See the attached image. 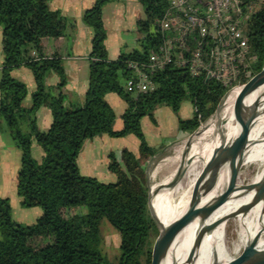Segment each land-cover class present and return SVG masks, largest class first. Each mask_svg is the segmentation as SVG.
Instances as JSON below:
<instances>
[{
	"label": "trees",
	"instance_id": "1",
	"mask_svg": "<svg viewBox=\"0 0 264 264\" xmlns=\"http://www.w3.org/2000/svg\"><path fill=\"white\" fill-rule=\"evenodd\" d=\"M49 0H0L2 62L0 68V124L9 131L20 151L16 173V191L24 207L38 206L41 213L32 222L12 217L9 198L0 196V264H143L144 245L154 229L148 204L150 169L157 147L145 136L141 118L155 122L154 110L167 106L177 116V129L191 133L220 107L235 98L236 90L226 94L227 86L206 74L193 75L186 67L167 65L149 76L151 90L134 92L125 82L132 75L130 61L144 62L160 40L150 27L166 7V0H138L143 16L136 20L137 45L130 51L109 58L104 43L106 30L102 7L111 0H94L82 21L91 29L89 80L81 104L65 105L62 88L66 76L56 52H43L42 39L64 33L65 18L48 7ZM249 43V66L264 63V3L244 25ZM27 66L36 89L32 102L25 105L24 82L14 78V67ZM58 76L55 84H46L48 72ZM256 71L250 76L258 73ZM116 93L125 103L122 127H112L114 111L105 94ZM187 98L190 117L178 110ZM49 108L52 122L47 130L36 124V110ZM106 133L110 136L134 135L137 152L121 148L119 158L109 152L107 168L115 174L112 182H102L82 174L77 164L85 139ZM42 149L35 161L31 144ZM85 206V209L77 210ZM102 218L119 232V254L107 257L100 230ZM162 264V263H160Z\"/></svg>",
	"mask_w": 264,
	"mask_h": 264
},
{
	"label": "bare ground",
	"instance_id": "2",
	"mask_svg": "<svg viewBox=\"0 0 264 264\" xmlns=\"http://www.w3.org/2000/svg\"><path fill=\"white\" fill-rule=\"evenodd\" d=\"M235 98L221 107L219 104L218 112L186 142L185 156L178 153L176 159L181 162L161 184L151 188L150 207L166 225L159 237L158 264L169 247L171 264H226L235 257L230 253L248 252V259L264 253V182L257 186L264 181V73L260 71L248 79L242 114L245 146L241 166L252 164L254 174L244 182L239 173V186L205 219L167 225L178 215L203 210L225 187L234 166L230 143L239 130L233 116ZM160 168L157 165L154 173ZM175 174L174 183L169 184ZM250 184L254 186L243 188ZM178 196L180 206L174 208L172 199ZM194 197L195 204L186 209ZM228 217L234 218L237 234L232 240L226 236Z\"/></svg>",
	"mask_w": 264,
	"mask_h": 264
},
{
	"label": "crops",
	"instance_id": "3",
	"mask_svg": "<svg viewBox=\"0 0 264 264\" xmlns=\"http://www.w3.org/2000/svg\"><path fill=\"white\" fill-rule=\"evenodd\" d=\"M93 1H48V7L59 10L64 16L66 24L62 35L56 38H43L41 43L45 54L51 55L56 52L60 55V63L66 76V83L62 88V93L64 104L67 106L81 104L84 101L85 91L88 86V54L90 51L91 29L82 21V15L92 5ZM142 16L143 7L138 0H111L103 5L102 20L106 30L104 43L109 58H115L120 52L130 51L138 46L136 41L138 38L136 20ZM1 40L2 31L0 27V68L3 58ZM11 74L14 78L25 83L27 93L23 102L25 105H30L32 93L36 89L31 70L27 66L20 65L14 67L11 70ZM57 81L58 76L56 73L50 71L46 74V84H55ZM105 99L114 111L112 127L114 130H119L122 127L121 114L125 108V103L114 92L106 93ZM162 106H158L154 110V116L157 115V112L166 113L162 110ZM174 115L170 118L168 117L167 124L160 123L156 116L155 122H152L148 116L141 118V125L147 141L157 147L160 153L167 147L170 139L182 134L177 129V116L175 113ZM178 115L184 116V118L188 117V115H181L179 110ZM35 118L40 130H47L52 122L51 112L46 106L37 108ZM123 147L137 152V138L132 134L110 136L103 133L85 139L77 157L79 171L85 175L109 178L108 176L112 172L107 168L108 154L113 152L119 158L120 150ZM31 153L35 161L40 160L42 149L35 141L31 144ZM12 155L16 157L14 162H10ZM18 158H20V151L15 147L8 129L2 122L0 124V176H7L6 171H10L12 181H15V188L16 173L19 167ZM17 200L20 202V198L17 197ZM23 209L32 215V218H36L41 213V209L38 206L25 207Z\"/></svg>",
	"mask_w": 264,
	"mask_h": 264
},
{
	"label": "built area",
	"instance_id": "4",
	"mask_svg": "<svg viewBox=\"0 0 264 264\" xmlns=\"http://www.w3.org/2000/svg\"><path fill=\"white\" fill-rule=\"evenodd\" d=\"M166 7L150 27L160 40L144 62L130 61L132 75L125 86L134 92L154 87L153 71L167 65L186 67L193 75L214 77L227 91L249 66L245 23L264 0H166ZM140 35L138 34V37ZM138 39V38H137Z\"/></svg>",
	"mask_w": 264,
	"mask_h": 264
},
{
	"label": "rangeland",
	"instance_id": "5",
	"mask_svg": "<svg viewBox=\"0 0 264 264\" xmlns=\"http://www.w3.org/2000/svg\"><path fill=\"white\" fill-rule=\"evenodd\" d=\"M162 108H163L162 110L166 113L161 114L160 112H157L156 113L157 115L155 116L157 117L160 123L167 124L168 117L170 118L171 116H175V115L169 107L163 105ZM179 113L181 115H188V117L192 115V106L187 98H184L181 101L180 107H179ZM213 116L214 114L211 117H209L206 121L202 122L198 130H200V128ZM194 132H191V133L184 132L181 135L170 139L167 147H165V149L161 153L156 155L155 159L152 161L153 164L150 169V190L154 185L161 184L162 180L166 176L169 175L170 169L173 167L175 168L181 162V160H177L176 157L179 152L181 156H185L186 142L194 135ZM15 158L16 157L12 155L10 157V162H14ZM17 160H18V163H20V158H18ZM157 165H159L161 168L159 171L154 173V168ZM255 170L256 168H254L252 164L248 166H242L240 169V177L243 179L244 182H246L248 178L250 177V175L254 174ZM6 174L7 176L5 175L0 176V195H2L3 197L9 198V202L11 205V213H12V217L14 220L22 222V223L32 222L33 221L32 219L35 220V218H32V215L28 214L27 211L23 209L25 207L22 206L20 202L17 200L18 194L15 188V181H12L11 172L6 171ZM14 177H15V174H14ZM108 177L109 178L99 176L96 178L102 182H112V181H115L116 179V176L114 173H110V176ZM180 198L181 197L178 196L172 199L174 208H178L180 206L178 202ZM185 199H186L185 197L182 198V200H185ZM79 209L83 211L85 209V206L83 205L81 207H78L77 210ZM233 219H234L233 217L232 218L228 217L226 221V236L228 240L234 239L237 235L235 231V225H234ZM100 230H101V235L103 238V250L105 254L107 255L108 258L115 259V257L119 254V242H120L119 232L108 222L106 218H102L101 223H100ZM160 246H162V243H161V240L159 239L158 248H160ZM231 254L232 256L238 255L237 253H230V255ZM172 255H173L172 250L169 247L167 250L164 251L163 258H162L163 260L161 261V263L171 264Z\"/></svg>",
	"mask_w": 264,
	"mask_h": 264
},
{
	"label": "water",
	"instance_id": "6",
	"mask_svg": "<svg viewBox=\"0 0 264 264\" xmlns=\"http://www.w3.org/2000/svg\"><path fill=\"white\" fill-rule=\"evenodd\" d=\"M256 71H260L264 73V63L253 64V65L246 67L244 70H242L239 73V75L237 76L232 86V90L237 91L233 116H234V120L239 126V130L236 136L234 137V139L230 143V157H231V160L234 166L226 182L225 187L212 200V202L203 210L193 215H185V214L178 215L175 219L171 220L167 225L175 224V223H183L182 225H185L188 222L196 218L205 219L214 209L220 206L228 198V196L239 186L237 184V178L239 176L240 169L242 167L241 158H242L243 149L245 146V138L243 136L245 127L242 123V114H243L244 106H245L244 98L248 92V79L250 75ZM218 109H219V105L216 108L214 115L218 112ZM198 131L199 130H196L194 134L198 133ZM176 177H177V174L173 176L169 184L174 183ZM200 178H201V174L198 176L197 180H199ZM263 182L264 181L258 183L257 186H261ZM253 186H254L253 184L244 185L243 188L247 189ZM150 195H151V190H149V195H148L149 207H150V202H149ZM194 204H195V197L189 199L188 206L186 209L190 208ZM150 212H151L153 219L155 220V226H154V229L150 232L145 242L142 259H143V264H158L157 262H158V253H159V248H158L159 237H160L162 229L166 225L163 224L162 220L153 212L151 207H150ZM247 254L248 252H241L240 254L235 256L233 259L228 261L226 264H264V253H256L250 259L247 258Z\"/></svg>",
	"mask_w": 264,
	"mask_h": 264
}]
</instances>
